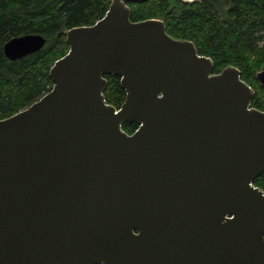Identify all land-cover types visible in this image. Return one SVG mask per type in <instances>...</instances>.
I'll return each instance as SVG.
<instances>
[{
  "label": "water",
  "instance_id": "water-1",
  "mask_svg": "<svg viewBox=\"0 0 264 264\" xmlns=\"http://www.w3.org/2000/svg\"><path fill=\"white\" fill-rule=\"evenodd\" d=\"M145 1L111 0L67 30L52 89L0 119V264H264L255 90L164 20L133 21ZM45 43L31 33L3 50L17 60Z\"/></svg>",
  "mask_w": 264,
  "mask_h": 264
},
{
  "label": "trees",
  "instance_id": "trees-1",
  "mask_svg": "<svg viewBox=\"0 0 264 264\" xmlns=\"http://www.w3.org/2000/svg\"><path fill=\"white\" fill-rule=\"evenodd\" d=\"M111 0H0V119L30 106L49 92L50 70L67 54L66 31L92 25L109 9ZM132 20L162 19L174 38L191 40L198 52L211 57L215 72L236 66L254 90L252 106L264 111V85L257 77L264 69V0H147L131 2ZM38 33L45 37L39 51L17 60L4 53L12 37ZM263 42V43H261ZM105 98L120 107L126 92L121 78L107 75ZM138 124L125 123L132 133ZM255 184L264 190V173Z\"/></svg>",
  "mask_w": 264,
  "mask_h": 264
},
{
  "label": "rangeland",
  "instance_id": "rangeland-1",
  "mask_svg": "<svg viewBox=\"0 0 264 264\" xmlns=\"http://www.w3.org/2000/svg\"><path fill=\"white\" fill-rule=\"evenodd\" d=\"M261 43H263V42H261Z\"/></svg>",
  "mask_w": 264,
  "mask_h": 264
}]
</instances>
